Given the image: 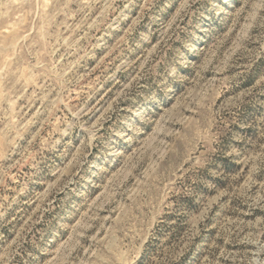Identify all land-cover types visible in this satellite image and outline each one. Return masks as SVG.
I'll use <instances>...</instances> for the list:
<instances>
[{
  "label": "rangeland",
  "instance_id": "obj_1",
  "mask_svg": "<svg viewBox=\"0 0 264 264\" xmlns=\"http://www.w3.org/2000/svg\"><path fill=\"white\" fill-rule=\"evenodd\" d=\"M0 264H264V0H0Z\"/></svg>",
  "mask_w": 264,
  "mask_h": 264
}]
</instances>
